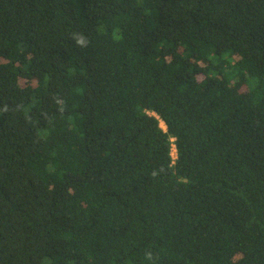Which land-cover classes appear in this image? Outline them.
<instances>
[{"label":"trees","instance_id":"1","mask_svg":"<svg viewBox=\"0 0 264 264\" xmlns=\"http://www.w3.org/2000/svg\"><path fill=\"white\" fill-rule=\"evenodd\" d=\"M0 264H264V0H0Z\"/></svg>","mask_w":264,"mask_h":264},{"label":"rangeland","instance_id":"2","mask_svg":"<svg viewBox=\"0 0 264 264\" xmlns=\"http://www.w3.org/2000/svg\"><path fill=\"white\" fill-rule=\"evenodd\" d=\"M161 125H162L164 128H166V125H165V123H164L163 121H161ZM173 155H174V157L177 156V153H176V149H175V148H174V150H173Z\"/></svg>","mask_w":264,"mask_h":264},{"label":"clouds","instance_id":"3","mask_svg":"<svg viewBox=\"0 0 264 264\" xmlns=\"http://www.w3.org/2000/svg\"><path fill=\"white\" fill-rule=\"evenodd\" d=\"M79 43H83V41L81 40V41H78Z\"/></svg>","mask_w":264,"mask_h":264}]
</instances>
